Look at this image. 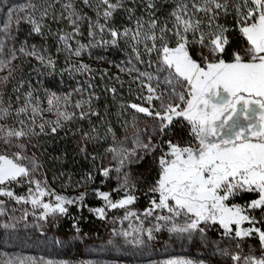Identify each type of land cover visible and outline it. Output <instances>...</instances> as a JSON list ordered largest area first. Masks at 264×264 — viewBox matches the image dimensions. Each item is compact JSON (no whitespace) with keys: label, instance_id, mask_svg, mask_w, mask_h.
I'll return each instance as SVG.
<instances>
[{"label":"snow or ice","instance_id":"1","mask_svg":"<svg viewBox=\"0 0 264 264\" xmlns=\"http://www.w3.org/2000/svg\"><path fill=\"white\" fill-rule=\"evenodd\" d=\"M59 2L53 0L47 7L41 8L39 20L34 17L35 5H23L17 11L24 12L30 7L32 12L14 20L15 13L10 11L9 22L0 29L4 33L0 36V72H7V75L0 76V144L4 145L0 151V197L40 209L41 220L67 214L66 205L87 207L83 201L88 194L84 192L70 199L50 189L46 178L37 179L41 165L34 154H27L25 150L29 144L23 141L56 135L66 124L77 119L91 122L92 116H100L93 108V100L99 97L91 91V83L87 89L83 86L73 89L81 97L75 102L72 101L73 92L60 95L48 90H45L43 99L29 91L23 105L16 109L11 107L10 102L7 106L3 102L2 89L13 78L18 67L14 62L19 56L36 59L52 71L56 68V61L46 48H37L27 41L19 48L15 46L16 37L10 31L13 20L17 25L28 23L32 26V33L43 35L41 21L48 18L49 8ZM82 2L91 7L93 0ZM129 2L134 3V0ZM62 7L64 11L59 19H66L71 31H59L53 35L58 41L57 52L68 54L70 67L66 70L91 75L94 70L90 65L82 61L73 63L71 57H80L92 47H118L120 40H126L131 55L127 60L128 67H121L120 70L132 75L142 91L146 92L142 97L146 106L131 103L127 107L156 122L149 133L148 129H138L133 120L131 138L126 136L117 141L113 136L115 146L107 151L117 161L114 170L120 173V189L126 195L114 201L110 192L97 189L95 195L104 201V205L91 211L100 219H105L108 209H126L122 218L125 221L132 217L140 220L142 215L145 219L152 217L163 222L144 228L141 221L136 227L129 224L130 230L118 233L113 230L127 244L135 246L145 243L141 233L151 240L154 231L159 232L167 225H171L168 228L170 232L181 234L195 231L204 234L208 226L219 225L226 237L258 239L260 255L251 251L247 255L237 252L231 255L235 264H264V229L257 226L264 224V0H190V3L178 0L169 13L171 26L168 22L161 24L156 12L157 0H144L143 7L150 17L147 21L135 17V9L127 7L125 0H97V19L92 21L89 18L88 24L91 40L89 44H79L75 48L72 41L81 35L80 24L85 15L72 0H66ZM119 9H125L128 19L134 20V27L121 30L110 26L109 22ZM232 13H235L234 28L218 23L221 15ZM51 19L56 21L58 17L53 14ZM101 19L104 23H100ZM236 31L243 43L233 49L231 37ZM104 33L110 39H104ZM229 52L231 59L226 60L224 56ZM145 56L149 57L147 61ZM137 64H147L154 71L141 70ZM103 75H107L106 70ZM20 86H23L22 82ZM16 90L19 91V88ZM107 91L115 94L117 90L112 87ZM69 108L78 111H69ZM45 113L54 114L55 119H45ZM12 116L16 118L14 123H8ZM178 122L188 128L191 139L186 143L172 138V130ZM78 131L84 141L80 150L86 152L87 142L99 138L98 130L92 127L91 131ZM107 131L111 133L112 129L109 127ZM129 139L131 147L126 146ZM157 152L159 155H156ZM145 158L155 162L159 174L149 188L153 194L151 206L138 215L127 210L137 198L131 194L135 184L123 169L142 163ZM112 171V168L104 167L101 175L109 177ZM11 184L28 185L26 194L17 195L9 187ZM245 194H255L256 198L243 205L229 203ZM45 197L54 198L55 203L46 201ZM3 204L4 201L0 200V215L4 214ZM257 211L262 213L259 219L252 214ZM164 212L167 214H160ZM27 215L25 212V218ZM181 218L183 223L176 222ZM245 224L248 226L245 227ZM3 226L15 227L10 224ZM76 230L79 232L78 228ZM6 264L12 262L7 261ZM17 264H35V261L19 260ZM41 264L54 262L47 260ZM165 264L193 262L168 260Z\"/></svg>","mask_w":264,"mask_h":264},{"label":"rangeland","instance_id":"2","mask_svg":"<svg viewBox=\"0 0 264 264\" xmlns=\"http://www.w3.org/2000/svg\"><path fill=\"white\" fill-rule=\"evenodd\" d=\"M34 1L0 0V29L9 22L8 13L10 11L15 13L14 20L17 16H27L32 12L30 7L24 12H19L17 9L23 5H35ZM65 2L66 0H60V3ZM177 2L178 0H157L156 12L161 24L168 22L171 26L169 13ZM183 2L190 3V0H183ZM72 3L85 15V19L80 24L81 35L76 36L72 41V46L75 48L79 44L87 45L91 40L88 24L89 18L92 21L97 19V0H93L91 7L84 5L82 0H72ZM125 3L127 7L135 9V17H142L145 21L150 18L143 7L144 0H134V3L125 0ZM60 10L64 11L62 5ZM35 18L39 20L40 15L35 16ZM14 20L10 31L16 37L15 46L19 48L24 41H27L29 45H35L30 43L29 39L22 37L23 25L26 22L17 25ZM41 22L43 23V21ZM100 23H104L103 19L100 20ZM109 23L110 26L121 30L134 27V20L128 19V13L125 9H119ZM218 23L230 29L234 28L235 13L228 16L221 15ZM59 31H71V26L66 19H63ZM3 35L4 33L0 32V36ZM237 36L239 37L238 31L232 33L233 49L237 48ZM103 37L110 39L107 33H104ZM97 39H99V35ZM239 42L240 44L243 43L240 39ZM9 47H11L10 44ZM36 47L41 48L40 46ZM67 55L66 52L61 51L56 58L52 57L56 61L54 71L43 67L38 62L39 76L42 78L41 83H33L31 80L26 82L24 76L19 77L21 63L28 59L19 56L14 62L18 66L17 70L13 74V78L3 87L2 98L5 106L10 102L11 107L16 109L23 105L29 91L43 99L45 90L64 95L73 92V89L77 87L83 86L87 89L89 83L93 85L91 91L99 97L98 100H93V108L100 113L99 117L92 116L91 122L77 119L66 124L56 135L33 137L30 142L23 141L29 144L25 150L27 154H34L41 165L36 178L41 180L46 178L49 188L54 190L56 194L74 199L93 186L99 170L104 167L117 166V161L113 160L112 153L107 151L108 148L115 146L113 136L117 141L123 140L126 136L131 138L134 130L132 127L133 120H135L138 129L141 131L148 129L149 133L152 132L156 122L151 117L137 113L127 107L131 103L145 104L142 97L146 95V92L142 91L139 83L133 80L132 75L120 70L121 67H128L127 60L131 55L126 40H120L118 47H92L86 49L80 57H71L73 63L82 61L90 65L94 70L91 75L66 70L70 67ZM144 59L147 61L149 57L145 56ZM152 60H155V56L152 57ZM136 66L141 70L154 71V68H148L147 64H137ZM105 70L107 75H103ZM3 75H7V72H0V76ZM50 76L56 77L57 80L52 82L46 79ZM93 77L95 78L93 79ZM116 77L119 79L117 80ZM16 81H19L20 89L16 91L15 88V92L13 90L12 93L10 88L12 83ZM21 82L22 87L20 86ZM14 86L16 87L17 84ZM112 87L117 90L115 94L107 91ZM161 87L164 86L161 85ZM13 96H16L15 99ZM80 98V95L73 92V102ZM154 103L158 105V102ZM44 106L46 107V103ZM69 111L78 110L69 108ZM15 119V116H12L7 122L14 123ZM45 119H55V115L45 113ZM92 127L98 130L99 138L88 141L86 152H81L80 149L84 141L78 129L91 131ZM109 127L112 129L111 133L107 131ZM172 131L174 133L172 138L181 143H186L191 139L188 128L182 127L179 122L175 124ZM31 145H36V147H31ZM126 146L131 147L130 139L126 141ZM3 149L4 145L0 144V151ZM12 150L15 151L16 149L13 147ZM156 155L159 153L157 152ZM154 170V178H158L159 169L151 158H145L142 163H134L123 169L135 184V187L132 188L135 190L143 187L145 183H154L155 180H152L151 177ZM89 176L92 179H88ZM112 184L116 186V191H122L118 178ZM18 186L25 190L28 187L26 184ZM46 198V201L55 203L54 198ZM0 200L4 201V214L0 215V264H6L7 261L17 264L19 260L35 261V264H41L42 261L47 260H52L54 264H62V262L65 264H165L168 260H191L193 264H235L231 255L237 252L247 255L251 251L258 256L261 251L257 241L247 239L242 242L230 237L216 236L219 231L218 225L208 226L204 234L198 231L192 232L180 243H165L155 248H131L123 245L120 241H116V238H110L109 235L97 237L87 231L83 233L76 230H63L66 214L53 215L46 220H41L39 218L41 210L33 209L30 204L21 203L17 206L10 202L7 197H0ZM234 200L235 198L229 203L236 204ZM73 206L66 205L67 208L69 207L68 211ZM25 212L28 213L26 218ZM252 214L257 219L262 215L259 211ZM178 223H183V219H179ZM5 224L15 225V227L5 228L3 226ZM237 244L240 245L239 248L236 247Z\"/></svg>","mask_w":264,"mask_h":264},{"label":"trees","instance_id":"3","mask_svg":"<svg viewBox=\"0 0 264 264\" xmlns=\"http://www.w3.org/2000/svg\"><path fill=\"white\" fill-rule=\"evenodd\" d=\"M53 2V0H35V7L36 12L34 13L35 16L40 15V9L43 7H47L49 3ZM56 5V6H55ZM54 7L49 8V16L46 18L43 28V35H36L31 32V25L28 23H25L23 25V34L22 37L29 39V42L32 44H35L36 46H40L41 48H46L48 53L51 54L53 58H56L58 54L61 52H57L58 47V41L56 37L53 35V33L59 32V29L61 27L63 19H59V15L62 12L61 5L63 3H57ZM55 14L58 19L56 21H53L51 19V16ZM34 16V17H35ZM239 37L237 36L236 42L237 46L240 44ZM243 42V41H242ZM224 58L226 60L231 59L230 52L226 53ZM19 77L24 76V79L26 82H29L30 80L34 83H41L42 78L39 76L40 73V67L38 65V61L36 59H27L23 63H21ZM34 79H36L34 81ZM49 81H56L57 78L54 76H50ZM19 81H16L12 83V87L10 90L13 93V90L15 92V88H19L18 86ZM17 86L15 87L14 85ZM14 86V87H13ZM17 91V90H16ZM16 96H13V99H15ZM113 169V171L110 173L109 177H103L101 175V170H99V173L97 175L96 181L91 186L88 191L86 192L88 195L85 197V200L83 201L84 205H87V207H82L79 204H75L73 207L69 209L67 212L64 222H63V230L65 231H75L77 228L79 229V232H89L91 234H94L97 237H102L109 235L110 238H116V241H120L123 243V245L131 247V248H145V247H152L155 248L156 246L160 244H168V243H180L183 242L187 237L188 233H174L170 232L168 228L171 225H167L161 228L159 232L154 231L153 236L154 238L151 240L147 239V236L143 233H141V238L145 240V243L141 246H135L132 244H127L125 242V239L120 236L114 234V229L118 233L122 230H130L129 224H131L133 227L139 226L141 224V221H143V227L144 228H151L158 222L155 221L154 218L148 217L144 218L142 215L144 210L149 208L150 205V199L152 198L153 194L149 192V188L152 186V183L147 184L145 183L143 187H140L138 190L131 189V194L136 196V201L134 204L128 206L127 210L135 211L138 215H140V220H137L135 217L130 218L129 220L125 221L123 220V216L125 214L126 209H108L107 210V216L105 219H100L97 215H95L91 209L101 207L104 205V201H102L100 198H98L95 195V190L99 189L100 191L104 192H110L112 194L111 198L116 201L121 198H123L126 193L124 190L122 191H114L115 185L112 184L113 181L120 176V173H117L114 169L115 167H110ZM154 171H152L151 177L152 180H156L158 178H154ZM149 182V181H148ZM152 182V181H151ZM9 187L17 194V195H25L27 190L19 188L17 184H11ZM256 198L255 194H245L242 197L235 198L234 202L236 204H245L246 201H250L251 199ZM47 199L46 197L44 198ZM8 200L15 205L19 206L21 203H16L14 200H11L8 198ZM69 208V207H68ZM160 214H167L166 212L160 213ZM178 222V221H176ZM245 227L248 225L245 224ZM258 227H261L264 229V224L257 225ZM219 231L217 232L216 236L218 237H226L224 236L223 230L219 227H217ZM77 231V230H76ZM135 235V234H134ZM247 239H251L258 242V239L256 237L251 238H245L244 240L236 239L237 241H246ZM259 243V242H258Z\"/></svg>","mask_w":264,"mask_h":264}]
</instances>
